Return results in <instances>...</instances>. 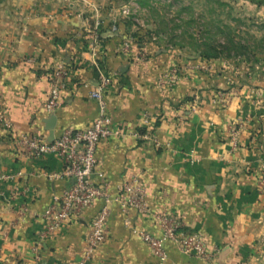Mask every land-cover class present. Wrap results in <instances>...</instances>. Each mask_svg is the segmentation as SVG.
<instances>
[{
  "label": "crops",
  "instance_id": "obj_1",
  "mask_svg": "<svg viewBox=\"0 0 264 264\" xmlns=\"http://www.w3.org/2000/svg\"><path fill=\"white\" fill-rule=\"evenodd\" d=\"M126 1L0 0V115L17 134H37L45 142L68 129H86L97 116L88 95L96 84V60L111 78L107 113L119 130L97 147V184L115 194L117 185L138 176L151 213L201 235L207 251L215 252L212 264H264V67L250 62L241 70L244 64L209 60L188 47L166 48L149 32L138 39L141 33L119 15ZM97 23L94 57L89 43ZM123 35L135 41L126 54L119 52ZM59 63L67 66L69 79L60 107L49 114L47 76ZM194 64L212 71L192 70ZM173 67L181 71L179 79L162 86L159 79ZM146 114L153 120L144 126ZM16 137L0 124V173L21 174L1 190L0 264H79L101 201L43 239L41 214L73 180L48 178L62 171V160L29 157ZM130 218L133 228L161 236L151 217ZM106 230V242L88 264H160L124 225L115 204ZM38 242L36 258L32 248ZM165 251L167 264H204L171 243Z\"/></svg>",
  "mask_w": 264,
  "mask_h": 264
},
{
  "label": "built area",
  "instance_id": "obj_2",
  "mask_svg": "<svg viewBox=\"0 0 264 264\" xmlns=\"http://www.w3.org/2000/svg\"><path fill=\"white\" fill-rule=\"evenodd\" d=\"M135 11L130 10V6L125 5L119 10V15L125 19H132L139 23L140 27H146L139 20L133 17ZM95 24L91 31L92 38L89 43V51L96 57L99 45V34ZM112 32L117 31V20L113 19ZM133 45L131 37L126 38L119 48V52L126 54ZM30 62V61H29ZM93 68L96 71V84L88 95L95 103L97 116L92 123L83 130H65L60 136L51 142H45L37 134H17L12 123L0 115V124L7 133L17 138L18 149L29 157L55 156L63 162V169L60 173H50V179H72L73 184L60 193H54L51 201L41 214L44 223L42 234L43 239L55 234L67 221L81 215L89 209L97 200L101 201V206L91 221V229L86 237L82 257L79 264H88L94 260L98 249L106 242V223L112 205H117L124 216V225L132 229L140 240L146 244L152 253L160 261V264H167V254L165 244L171 243L177 251L184 256L193 257L204 264H212L215 252H208L206 244L201 235L190 233L186 230L181 221L168 218L160 214L151 213L148 204L147 190L138 176H131L115 187V194H112L105 185H98L94 180L97 174L98 159L96 150L103 140L111 139L119 135L107 113L106 92L111 85V78L104 71L103 67L95 60ZM192 70L204 69L212 71L211 66L194 64ZM181 71L177 67L169 69L159 79L162 86H172L179 79ZM69 70L63 63L57 64L48 74V91L46 94L45 109L47 113L54 114L62 103V93L67 88ZM153 120L147 114L142 119V124L147 126ZM241 128V125H237ZM238 129L231 127V136L236 137ZM137 138L143 137L134 133ZM235 140V139H234ZM160 146L156 139L153 140ZM164 145V144H163ZM165 147L170 148L169 144ZM192 154V151L190 152ZM189 155V154H188ZM19 173H0V197H3L2 188L12 182ZM27 212L23 208L21 213ZM135 213L144 217H151L158 226L160 237L153 236L146 231L132 227L130 214ZM42 241V240H41ZM32 251L36 258H39L40 242L34 245Z\"/></svg>",
  "mask_w": 264,
  "mask_h": 264
},
{
  "label": "rangeland",
  "instance_id": "obj_3",
  "mask_svg": "<svg viewBox=\"0 0 264 264\" xmlns=\"http://www.w3.org/2000/svg\"><path fill=\"white\" fill-rule=\"evenodd\" d=\"M128 1L133 17L146 26L127 20L141 33L135 35L138 39L149 32L163 47H188L197 54L214 40L223 50L221 58L232 65L244 64L241 70L250 62L264 67V0ZM131 36L120 37L121 43Z\"/></svg>",
  "mask_w": 264,
  "mask_h": 264
},
{
  "label": "trees",
  "instance_id": "obj_4",
  "mask_svg": "<svg viewBox=\"0 0 264 264\" xmlns=\"http://www.w3.org/2000/svg\"><path fill=\"white\" fill-rule=\"evenodd\" d=\"M210 43L209 44H204L205 49L200 51L198 50L197 52H199L198 54L206 59L209 60H216V59H220L221 55H223V50H221L219 48V45L215 44L214 40H209Z\"/></svg>",
  "mask_w": 264,
  "mask_h": 264
}]
</instances>
